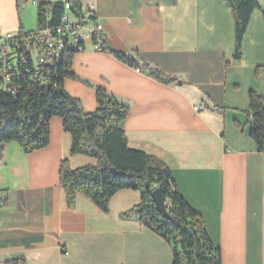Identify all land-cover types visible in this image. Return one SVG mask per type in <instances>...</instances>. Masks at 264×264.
Wrapping results in <instances>:
<instances>
[{"label": "crops", "instance_id": "0c3cea01", "mask_svg": "<svg viewBox=\"0 0 264 264\" xmlns=\"http://www.w3.org/2000/svg\"><path fill=\"white\" fill-rule=\"evenodd\" d=\"M60 1L0 0V33L35 31L38 4ZM257 2L236 60L235 19L224 0H80L83 9L96 6L114 51L177 84L162 85L90 43L73 57L78 79L63 82L87 114L98 109L96 87L129 106V147L170 169L222 264H264V154L247 117L249 93L264 97V0ZM71 147L57 117L45 149L26 154L16 142L0 145V264H172L167 242L121 218L140 205L138 191L118 192L108 213L81 194L68 201L61 164L97 165L71 156Z\"/></svg>", "mask_w": 264, "mask_h": 264}, {"label": "trees", "instance_id": "16d2710c", "mask_svg": "<svg viewBox=\"0 0 264 264\" xmlns=\"http://www.w3.org/2000/svg\"><path fill=\"white\" fill-rule=\"evenodd\" d=\"M68 1L73 6L72 12L79 16L80 0ZM224 1L234 15L235 59L240 60L243 38L259 4L257 0ZM48 12L51 15L49 20L45 17ZM63 15L62 1L39 3L35 31L59 26ZM101 52L143 71L162 85L177 84L176 79L142 60L114 51L106 39ZM75 54L74 50L63 53L61 63L52 68L55 76L50 85L25 83L16 97L0 93V145L16 142L26 154L45 149L49 146L51 120L60 118L64 131L72 137L71 156L82 155L97 161L96 166L78 170H72L68 161L61 164L60 183L70 203L81 194L100 211L108 213L110 201L118 192L138 191L140 205L121 218L138 221L167 242L172 248V264H222L220 249L212 244L202 216L181 196L170 169L159 159L129 147L124 130L129 106L104 88L96 87L98 109L87 114L81 103L65 92L63 82L78 79L71 70ZM247 117L250 137L264 154V97L254 91L249 93ZM155 190H160L169 204L171 220L157 211L151 197Z\"/></svg>", "mask_w": 264, "mask_h": 264}, {"label": "built area", "instance_id": "2783aa9c", "mask_svg": "<svg viewBox=\"0 0 264 264\" xmlns=\"http://www.w3.org/2000/svg\"><path fill=\"white\" fill-rule=\"evenodd\" d=\"M62 2L64 15L59 26L25 34L0 33V93L16 97L25 83L50 85L55 76L53 65L62 61L57 59L58 46L70 45V50L82 53L90 43L93 50L101 52L105 36L96 6L81 8L76 16L71 3ZM50 16L48 12L45 17L49 20ZM4 205L0 201V208Z\"/></svg>", "mask_w": 264, "mask_h": 264}, {"label": "water", "instance_id": "95a60500", "mask_svg": "<svg viewBox=\"0 0 264 264\" xmlns=\"http://www.w3.org/2000/svg\"><path fill=\"white\" fill-rule=\"evenodd\" d=\"M152 200L156 206L157 211L162 214V216L167 219L171 220V216L169 213V204L163 198L160 190H155L152 195Z\"/></svg>", "mask_w": 264, "mask_h": 264}, {"label": "bare ground", "instance_id": "6f19581e", "mask_svg": "<svg viewBox=\"0 0 264 264\" xmlns=\"http://www.w3.org/2000/svg\"><path fill=\"white\" fill-rule=\"evenodd\" d=\"M70 50V45H62V46H58L57 49V59L60 60L63 53ZM58 63H54L53 68L57 65Z\"/></svg>", "mask_w": 264, "mask_h": 264}]
</instances>
